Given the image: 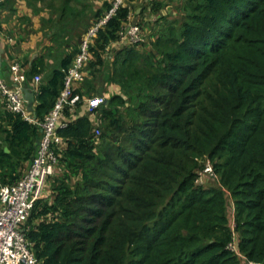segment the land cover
Listing matches in <instances>:
<instances>
[{
  "label": "trees",
  "instance_id": "1",
  "mask_svg": "<svg viewBox=\"0 0 264 264\" xmlns=\"http://www.w3.org/2000/svg\"><path fill=\"white\" fill-rule=\"evenodd\" d=\"M35 1L49 13L51 44L23 64L43 120L115 0ZM140 1L125 0L89 39L74 94L116 90L95 116L82 102L63 107L51 191L26 223L31 248L41 264H264V0H184L182 17L151 40L121 42L137 5L144 17ZM167 1L152 0L151 11ZM2 104L0 187L22 177L42 135ZM207 160L217 178L198 183ZM234 233L246 261L228 248Z\"/></svg>",
  "mask_w": 264,
  "mask_h": 264
},
{
  "label": "built area",
  "instance_id": "2",
  "mask_svg": "<svg viewBox=\"0 0 264 264\" xmlns=\"http://www.w3.org/2000/svg\"><path fill=\"white\" fill-rule=\"evenodd\" d=\"M4 1L0 0V6ZM123 3L124 0H115L114 7L106 17L90 29L73 65L67 71L65 86L57 103L43 120L37 119L34 111L29 109V101L25 99V88H27L28 80L23 62L20 60L12 61L10 66L11 81H7L0 70V96L5 100V107L21 114L27 121L36 124L42 133L38 152L22 177L14 184H3L0 187V264H41V260L36 256L27 239L26 223L35 203L43 197L49 176L55 172L59 162L57 150L63 146V138L59 135L58 129L68 124L67 119H63V107L66 104L75 105L82 102V112L95 116L96 110L108 101L109 94L106 93L82 98L81 95L74 94V86L76 83L82 82L85 77L83 68L89 58V39L96 34L99 26L106 22L115 9ZM131 16L132 14L130 18ZM141 32V26L130 20L120 32V41L140 42L143 40ZM9 41L12 42L13 38H10ZM40 80L41 75L34 77V88L37 87ZM30 91L33 92V90ZM94 126L95 133L100 134L101 130L98 123L95 122ZM207 175L217 178L209 160L205 162V168L197 182H204ZM234 215L235 208L233 206L232 216L234 217ZM232 224L235 227L234 220ZM234 235V239L229 243L228 248L236 251L246 261V256L241 253L237 246V234L234 233ZM246 264H254V262L249 260L246 261Z\"/></svg>",
  "mask_w": 264,
  "mask_h": 264
},
{
  "label": "crops",
  "instance_id": "3",
  "mask_svg": "<svg viewBox=\"0 0 264 264\" xmlns=\"http://www.w3.org/2000/svg\"><path fill=\"white\" fill-rule=\"evenodd\" d=\"M41 7V2L35 0H5L0 6V51L2 57L0 69L7 81L12 80L10 69L12 61L20 60L30 66L32 61L44 51L43 48L51 44V41L44 35L48 30H44L45 24L43 23L44 19L47 20L49 17V13L47 9L38 12L37 10ZM141 10L142 6L137 5L136 12L134 11L130 18L132 22L141 20V17L138 16ZM10 38H13L12 42L9 41ZM119 44H115L114 49H117ZM2 103L3 97L0 96V106H3Z\"/></svg>",
  "mask_w": 264,
  "mask_h": 264
},
{
  "label": "rangeland",
  "instance_id": "4",
  "mask_svg": "<svg viewBox=\"0 0 264 264\" xmlns=\"http://www.w3.org/2000/svg\"><path fill=\"white\" fill-rule=\"evenodd\" d=\"M94 1L91 0V2L95 3L96 6L100 7L103 5V3L106 0H94ZM139 1L140 0H136L135 4H138ZM151 1L152 0H149V1L145 0L144 4L148 5V7L145 8L144 18H142L140 16L142 23H143L142 24L143 25L142 26L143 32H141V33L143 34V39L145 38V40H151L152 39L151 34H154L155 32H157L160 25L165 24L167 22V20L182 17V3L184 0H169V1H167V5L163 6L156 14L151 11V8H152ZM158 16H160V17L157 19ZM140 48L145 49V50L150 49V42H148L146 45H144ZM102 81H103L102 77L99 76L97 79V84L98 83L102 84ZM105 86H106V83L104 84V88H105ZM108 86L106 88L107 90L105 89L106 94L111 92L112 89H113V91L116 90L114 86H112V85L111 86L108 85ZM97 89H99V88H97ZM95 91H97V90H95ZM50 191H51V187L49 184L47 189L44 192V195L47 194L48 192L50 193Z\"/></svg>",
  "mask_w": 264,
  "mask_h": 264
},
{
  "label": "water",
  "instance_id": "5",
  "mask_svg": "<svg viewBox=\"0 0 264 264\" xmlns=\"http://www.w3.org/2000/svg\"><path fill=\"white\" fill-rule=\"evenodd\" d=\"M2 63L1 51H0V66ZM25 99L28 100V106L30 110H33V105L35 102V94L31 92L29 89L25 88Z\"/></svg>",
  "mask_w": 264,
  "mask_h": 264
}]
</instances>
